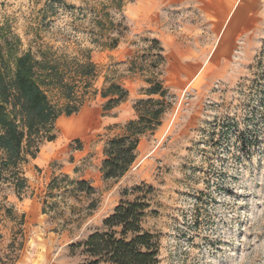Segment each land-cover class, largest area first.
Masks as SVG:
<instances>
[{
    "label": "rangeland",
    "instance_id": "1",
    "mask_svg": "<svg viewBox=\"0 0 264 264\" xmlns=\"http://www.w3.org/2000/svg\"><path fill=\"white\" fill-rule=\"evenodd\" d=\"M139 1L0 0V46L12 54L13 67L17 56L31 52L64 70L92 50L98 69L80 112L62 115L56 140L25 166L28 188L18 196L12 184L0 185L1 264H78L82 249L71 247L102 230L121 200L138 198L150 205L144 227L158 237L160 264H264V0H256L254 31L237 44L231 63L218 53L229 21L218 36L208 24L206 54L212 56L216 38L214 54L222 63L203 71L202 84L175 95L162 126L142 138L130 171L109 182L100 176L101 147L121 136L125 123L105 125L100 91L107 80H129L131 60L123 61L129 52L132 59L145 57L146 67L156 55L145 42L152 39L150 25L137 17ZM116 38L120 45L110 50ZM44 90L63 114L60 89ZM88 145L93 152L83 156ZM63 177L86 178L95 193H80ZM53 178L60 180L50 194ZM143 185L153 193H136Z\"/></svg>",
    "mask_w": 264,
    "mask_h": 264
},
{
    "label": "trees",
    "instance_id": "2",
    "mask_svg": "<svg viewBox=\"0 0 264 264\" xmlns=\"http://www.w3.org/2000/svg\"><path fill=\"white\" fill-rule=\"evenodd\" d=\"M145 42L156 52L155 60L147 67L145 57L131 59L129 63V72L143 74L147 87L142 89V98L134 104L135 119L126 123L121 136L110 138L105 144L101 168L105 181L125 177L137 161L142 138L153 135L162 126L165 114L174 104L175 95L162 80L166 63L164 49L157 39H146ZM119 45V38L111 39L109 49L115 50ZM85 54L84 60L73 67L66 63L63 70L57 63L47 62L45 58L39 60L26 52L16 57L13 67L9 60L12 54L3 52L0 46V185L12 184L18 196L28 188L25 166L37 159L43 144L56 140L55 126L59 118L78 114L84 97L93 90L98 69L92 60V50H86ZM63 72H73L68 75L69 81ZM75 78H79L81 84ZM45 87L60 89L66 100L63 114L52 105ZM79 90L82 93H78ZM100 96L104 100L103 116H109L128 99L129 92L122 84L107 80ZM59 180H51L50 194L54 192L52 186ZM62 180L74 183L80 193H95L84 180L74 182L69 177ZM143 188H148L149 194L153 193V188L146 185L137 187L135 192L141 193ZM43 206L44 213L46 200ZM149 210L150 205L145 199L121 200L113 213L103 220L102 230L71 247V250L82 249L84 260L78 264H160L158 237L144 227Z\"/></svg>",
    "mask_w": 264,
    "mask_h": 264
},
{
    "label": "crops",
    "instance_id": "3",
    "mask_svg": "<svg viewBox=\"0 0 264 264\" xmlns=\"http://www.w3.org/2000/svg\"><path fill=\"white\" fill-rule=\"evenodd\" d=\"M151 4L142 0L137 2L136 11L138 19H141L147 30H150L152 39H157L165 54L166 63L163 68L165 86L173 95L186 92L192 85H200L204 70L215 71L217 65L224 57V61L230 62L231 56L239 49L238 43L250 36L254 31V5L256 0H150ZM252 20L250 27L249 21ZM229 24L226 28L224 41L218 45L220 60L214 54L216 51V38L212 42V56L207 55V40L205 33L208 24L213 28L212 32L218 36L225 28L226 21ZM244 53L241 50V54ZM133 52H129L123 61L132 59ZM222 61V60H221ZM129 63V61H128ZM231 63V62H230ZM130 73V72H129ZM129 80L123 83L124 88L129 92L128 99L117 109L104 116L106 126L126 123L135 119L136 112L134 104L142 98L139 93L146 87L145 81H141L139 75L130 73ZM139 78V79H138ZM143 79L145 76L142 77ZM215 78V74L211 79ZM146 79V78H145ZM103 100V99H102ZM104 101V100H103ZM107 142V141H106ZM101 147L100 176L103 179L101 168L103 161V150ZM93 152V146L80 151L83 156ZM94 185L86 178H81ZM111 182V181H109Z\"/></svg>",
    "mask_w": 264,
    "mask_h": 264
},
{
    "label": "bare ground",
    "instance_id": "4",
    "mask_svg": "<svg viewBox=\"0 0 264 264\" xmlns=\"http://www.w3.org/2000/svg\"><path fill=\"white\" fill-rule=\"evenodd\" d=\"M76 128H77V127H75V128L73 129V131H68V132H66V134H68V135H72L73 133H75V132H76V131H75V130H76Z\"/></svg>",
    "mask_w": 264,
    "mask_h": 264
}]
</instances>
